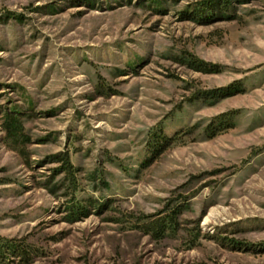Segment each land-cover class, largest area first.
I'll use <instances>...</instances> for the list:
<instances>
[{"label":"rangeland","instance_id":"obj_1","mask_svg":"<svg viewBox=\"0 0 264 264\" xmlns=\"http://www.w3.org/2000/svg\"><path fill=\"white\" fill-rule=\"evenodd\" d=\"M204 4L0 0V264H264V0Z\"/></svg>","mask_w":264,"mask_h":264},{"label":"trees","instance_id":"obj_2","mask_svg":"<svg viewBox=\"0 0 264 264\" xmlns=\"http://www.w3.org/2000/svg\"><path fill=\"white\" fill-rule=\"evenodd\" d=\"M227 4H228V0H205L204 6L206 7V9L216 11L220 9L221 7L227 6ZM222 91L224 92L229 91V89H223ZM63 161H65V163L72 169L69 154H66L65 159Z\"/></svg>","mask_w":264,"mask_h":264}]
</instances>
